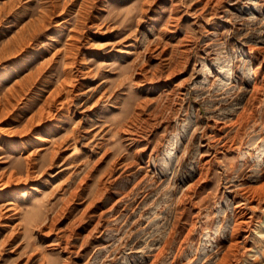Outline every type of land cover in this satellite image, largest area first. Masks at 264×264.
<instances>
[{"label": "rangeland", "instance_id": "obj_1", "mask_svg": "<svg viewBox=\"0 0 264 264\" xmlns=\"http://www.w3.org/2000/svg\"><path fill=\"white\" fill-rule=\"evenodd\" d=\"M0 264H264V0H0Z\"/></svg>", "mask_w": 264, "mask_h": 264}, {"label": "bare ground", "instance_id": "obj_2", "mask_svg": "<svg viewBox=\"0 0 264 264\" xmlns=\"http://www.w3.org/2000/svg\"><path fill=\"white\" fill-rule=\"evenodd\" d=\"M42 143V142H41ZM29 159V158H28ZM28 162V161H27ZM29 164V163H28ZM28 167V166H27Z\"/></svg>", "mask_w": 264, "mask_h": 264}]
</instances>
